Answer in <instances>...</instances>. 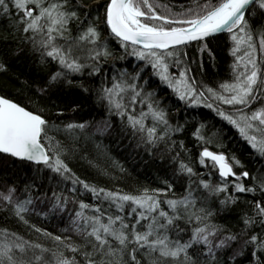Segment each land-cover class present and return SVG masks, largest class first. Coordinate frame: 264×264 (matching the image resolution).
Masks as SVG:
<instances>
[{
  "label": "snow or ice",
  "instance_id": "6c2138e0",
  "mask_svg": "<svg viewBox=\"0 0 264 264\" xmlns=\"http://www.w3.org/2000/svg\"><path fill=\"white\" fill-rule=\"evenodd\" d=\"M179 9L160 0H0V73L25 55L48 70L34 89L23 82L33 95L0 92V158L21 166L12 183L0 177V219L51 241L0 226V264H264V165L252 173L228 152L223 130L206 136L205 123L193 125V160L178 138L188 128L177 119L182 108L173 112L160 95L165 88L183 108L214 111L264 161V0H190ZM220 34L233 59L227 79L210 81ZM113 41L116 60L137 61L131 71L112 59ZM53 90L73 114L84 102L76 90L94 95L106 118L62 119L59 105L39 106ZM114 134L165 166L155 187L100 184L130 176L98 142ZM49 221L51 231L42 226Z\"/></svg>",
  "mask_w": 264,
  "mask_h": 264
},
{
  "label": "trees",
  "instance_id": "16d2710c",
  "mask_svg": "<svg viewBox=\"0 0 264 264\" xmlns=\"http://www.w3.org/2000/svg\"><path fill=\"white\" fill-rule=\"evenodd\" d=\"M160 2L175 5L177 11L180 10V5L190 4V0H160ZM4 35H6V33L3 28H0V36ZM230 43V41H227V34H220L218 40L212 42V47L216 52V59L214 61L215 67L206 65L210 81H219L228 78L229 66L233 59L228 51ZM111 48L115 50V55L112 59L116 60V57L121 54L122 50L114 41L111 43ZM196 49V43H192L188 48L189 56L193 59L198 58ZM204 59L207 61L206 55ZM136 63L137 61L135 58H129V60L126 61L116 60L117 67H125L128 68L129 71L132 70ZM49 69L54 70L55 65H50ZM47 71L48 70L41 69L37 63H34L33 58L28 55L10 59L8 63V71L6 73H0V92H6L9 95L18 96L19 98H23L26 95H33L32 92L25 91V85L23 82L26 81L27 86L34 89L45 82L47 79ZM82 79L86 80V75ZM75 95L84 102L81 105L80 110L74 114L66 108L68 97L56 90H53L50 97L40 99L39 106L52 107L53 104L59 105L68 113L65 117H62V119L71 118L78 122L99 121L106 118L105 112L102 109L93 106V101L95 99L94 95L89 96V94H81L79 93V90H76ZM160 95L165 97V104L171 106L173 112H175L176 106L182 108L177 119L180 123L187 121L188 128L186 133L179 134L178 138L183 139L187 147L191 149L193 160H195L199 151V148L195 146L196 140L191 135L194 130L193 125L199 126L200 123H205L207 125V128L204 130L206 136H211L212 133L217 132L220 129L223 130V143L226 145L228 152L234 153L239 159H241L245 167L252 173H255L257 169L264 165V161L258 158V154L251 149L247 142L239 135V132L233 126L217 116L214 111L203 106L197 108H183L182 104H178L171 91L165 88H162ZM33 98L39 99L37 97ZM55 110L56 109H53V111ZM98 142L102 143L103 146H106L110 156L119 161V163L130 173V176L126 180H122L119 183L107 179L100 180L99 182L102 186L121 187L125 188V190H131L132 188L141 185H151L152 187H155L156 178L163 175V169L165 167L163 164L158 160L150 159L143 153L139 156L132 153L131 149L125 147L128 142L126 140L123 142L119 141L115 137V134L112 137H101ZM211 150L215 151L216 149L212 148ZM20 167L19 162L13 163L6 158H0V177L7 179L9 183H12L16 179L14 174L20 170ZM196 167L198 171H207L202 169L199 165ZM75 170L82 176L86 175L90 180L96 175L92 170L85 171V168L81 165H75ZM213 182H215V176H213ZM182 191L183 189L178 183L176 188L177 194H180ZM241 198L251 199V194L241 196ZM89 202H91L90 198ZM33 222L40 223V221L35 219H33ZM0 226L8 227L13 230L18 228L26 238H30L33 241L42 243L48 247L51 246V241L46 237L39 236L36 233H29L24 226H18L14 220L5 223L0 219ZM42 226L48 227L50 231L53 230L51 221L46 222Z\"/></svg>",
  "mask_w": 264,
  "mask_h": 264
},
{
  "label": "water",
  "instance_id": "95a60500",
  "mask_svg": "<svg viewBox=\"0 0 264 264\" xmlns=\"http://www.w3.org/2000/svg\"><path fill=\"white\" fill-rule=\"evenodd\" d=\"M194 43V42H193Z\"/></svg>",
  "mask_w": 264,
  "mask_h": 264
}]
</instances>
